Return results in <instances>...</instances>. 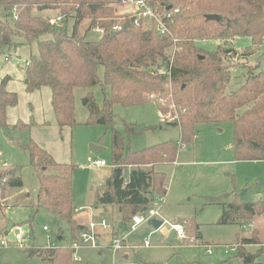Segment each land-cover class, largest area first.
<instances>
[{
	"label": "trees",
	"instance_id": "obj_1",
	"mask_svg": "<svg viewBox=\"0 0 264 264\" xmlns=\"http://www.w3.org/2000/svg\"><path fill=\"white\" fill-rule=\"evenodd\" d=\"M150 6L158 13L168 8L182 11L172 27L177 39L173 54L169 49L171 38L163 40L151 25L135 26L124 14H117L121 0H0V51L35 47L36 55L30 57L25 72L26 91L49 88L60 132L75 125L76 89L99 85L108 93L100 106L90 93L82 98V104L89 114L87 124L110 130L111 172L93 196L95 209H116L119 216L116 236L129 227L135 215L147 212L165 197L166 176L156 167L173 164L179 150L190 147L197 139L199 125L231 123L234 160L264 162V53L255 68L246 70L244 84L235 91L228 86L231 80L239 78L233 77V67L224 63L226 58L237 55L234 47L227 48L236 39L247 38L252 45L238 55L259 52L264 43V0H151ZM43 11L55 16H36V12ZM206 15H216L219 20L206 21ZM57 17L62 18V27L49 23ZM115 25L121 30L111 36ZM93 29H101L103 34L90 40L87 36ZM200 41H216L219 45L214 52L207 53L198 47ZM5 83L6 79L0 84L2 130L7 128L6 109L17 104V96L6 92ZM150 95L166 102L164 105L154 102L161 117L169 112L170 106L175 108L177 118L165 124L179 129V141L131 151L124 136L113 128L112 109L116 105L131 108L150 103ZM240 110L243 112L238 115ZM123 127L127 138L137 135L134 125L124 122ZM13 128L25 130L21 123ZM16 144L26 153L28 161L22 167L0 170V197L4 198L6 191H21L24 187L21 173L24 168L31 169L37 180V208L56 215L57 223L66 228L70 243L76 241L86 229L74 219L72 174L76 168L56 163L32 141ZM126 167L131 168L127 179L123 175ZM226 197L229 195L206 201L223 206L218 225L251 224L264 217V202L243 203L234 198L226 203L223 202ZM22 199L17 195L16 203ZM184 228L194 239V245H199L198 226L194 225L192 232L188 226ZM62 234L58 229L56 244L64 239ZM236 241V256L241 264H260L256 258L261 251L250 254L246 250L247 246L260 245L257 231H252L249 238L237 237ZM26 250L29 255L38 256L40 264H80L74 261L73 251L68 248Z\"/></svg>",
	"mask_w": 264,
	"mask_h": 264
},
{
	"label": "rangeland",
	"instance_id": "obj_2",
	"mask_svg": "<svg viewBox=\"0 0 264 264\" xmlns=\"http://www.w3.org/2000/svg\"><path fill=\"white\" fill-rule=\"evenodd\" d=\"M116 10L117 14H122L126 10L131 11V8L119 7ZM36 16L51 18L55 16V13L49 11L36 12ZM70 27L71 22L68 30ZM97 37L99 35L94 32L87 36L90 40H95ZM235 41V45L231 43L227 48L232 46L235 50L241 51L236 50L237 55L224 60L226 66L233 67L231 69L232 76L239 78L231 80L228 86V89H234L233 91L244 84L247 77L246 70L255 68L258 65L257 59L264 53L263 43L259 52L242 57L238 54L250 48L252 46L251 41L247 38H240ZM197 45L205 52L211 53L216 50L219 43L200 41ZM169 49L173 52V43ZM32 54L33 56L36 55L35 47L32 49ZM99 73L100 76L101 71ZM88 93L92 95L95 103L99 106L108 97L107 91L106 93L103 92L99 85L74 91L75 125L67 128L66 137L67 161L76 168L72 174V203L76 210H74V219L82 225V223L87 222L98 223L104 218L111 225V234L106 232L101 236L98 244L104 248L80 249L77 252L80 259L79 263L186 264V262H190V264H241L240 259L236 256V251L229 250L233 247L235 250L237 249V237H250L252 228L245 227L243 224L218 225L217 221L223 206L221 204L210 205L206 202L209 198H218L223 194L229 195L223 201L226 203L231 202L234 198L243 203L264 202V162H237L234 160L231 151L233 140L231 123L199 125L196 128L197 139L190 147L182 149L183 153L177 159L181 165L174 167L171 164L156 167L157 171L166 176V198H164V202H158L154 205L155 209H159V216L156 220L163 222L162 227L155 231L146 223L131 233L128 227L124 228V234H127L125 245L129 247V250H121L114 255L111 254L106 246L110 245L108 242L110 236L119 232L117 227L119 216L116 209L109 208L105 212L102 207L95 209L93 196L94 190L104 184L111 172V134L110 130H106L103 126L86 123L89 114L82 104V98ZM150 96H148L150 103L131 108L116 105L112 109L114 115L113 128L124 136L125 143L131 151L147 149L165 142L177 144L179 141V129L165 124L177 118L175 108L170 106L169 112L161 117L154 102H160L162 105L166 102L160 101L157 96ZM242 112L243 110H240L237 114ZM124 122L134 125L137 135L127 138L124 134ZM145 128L155 129L143 131ZM3 131L0 129V133ZM91 145L98 146L103 151L93 154L90 151ZM0 151L2 161L9 166L11 164L14 167H22L27 164L26 153L10 138L0 139ZM96 160H104L107 166L100 169L91 167L90 163ZM129 171L127 167L123 170L125 179L128 178ZM21 175L24 183L23 189L19 192L17 190L6 191L4 198H1L4 201V208H0L3 210L0 213V223L4 226L16 225V227H20L24 234L29 236L27 240L29 248H41L52 244L58 229H60L64 239L59 244L67 247L70 238L66 228L61 223H57L56 215L36 206L37 180L33 171L24 168ZM17 195L23 197L18 203H16ZM255 220L260 245L251 246L246 250L250 254H257L261 251L256 261L264 264V219L258 217ZM253 222L254 220L251 225ZM176 224L182 227L188 226V230L191 232L194 225L198 226L203 243L211 245L209 246L211 254H206L203 247L193 246L194 244L188 241L191 237L187 235L184 227L186 239H179L173 231L170 232L171 235L166 237L164 230H168L171 225ZM44 226L48 228V232L42 230ZM97 230L101 232L100 228ZM48 236L52 239H48ZM145 240L149 244L147 248L142 247ZM99 250L102 251L98 252ZM124 254L128 255L127 260H124ZM0 264H40V259L38 256L29 255L27 250L8 248L0 249Z\"/></svg>",
	"mask_w": 264,
	"mask_h": 264
},
{
	"label": "crops",
	"instance_id": "obj_3",
	"mask_svg": "<svg viewBox=\"0 0 264 264\" xmlns=\"http://www.w3.org/2000/svg\"><path fill=\"white\" fill-rule=\"evenodd\" d=\"M235 42L236 41L233 42L234 45H235ZM32 49H33L32 47L31 48L21 47L15 51H9L6 49L0 51V84L4 79H6V83L4 84V88L6 92L13 93L17 96V104L13 107H8L6 109L7 128L6 130L3 131V133H0V139L5 140L6 138H10L14 141L15 144H16V141H19V143L22 145H25L29 141H32L39 148H41L46 153H48L49 156L52 157V159L56 163L61 164V165H70L71 162L67 161V138H66L67 128L62 129V131L60 132L57 127L55 116H54L53 109L51 106V91L47 87H41L32 92L26 91L24 79H25V72H26L27 64L30 60V57L33 56ZM238 51H241V50H238ZM6 57H9L8 61L4 60ZM18 123H21L25 126L24 131L16 130L13 128ZM181 153H183L182 149L179 150L176 160L172 164V166L177 167L178 165H181L179 161L177 160L179 156L181 155ZM96 161H99V160H96ZM1 162L3 161H2V154L0 151V163ZM106 166H107V163H106ZM106 166H103V167H106ZM10 167H14V166L10 164ZM103 167H93V168L100 169ZM129 170H131V168H129ZM101 220H105V219L102 218ZM106 222L107 224L110 225L108 221ZM87 223L85 224L82 223V225L87 226L89 224ZM256 224L257 222L256 220H254L252 225L243 224V226L251 227L253 231L254 230L257 231L258 239L260 241L259 232L255 228ZM0 226L5 227L2 224H0ZM100 230L102 233L98 232L97 230V233H98L97 243L100 242L101 236L104 233L109 232L111 234V225H110L109 230H102L101 228ZM170 232H172V230L165 229L164 235L167 237L168 235L172 234ZM122 233L124 234L125 231H123ZM126 237H127V234L125 235V239L123 242L124 245L126 242ZM114 238H116V234L115 236L114 235L110 236V239L108 241L109 244H111ZM109 246L110 245L106 246V248L109 249ZM193 246L203 247L207 254V247L211 245L203 243V239L201 237L200 244L199 245L196 244ZM142 247H144L143 243H142ZM249 247L251 246H247L246 249H248ZM101 248H104V247H100L98 249H101ZM102 250H99L98 252H101ZM128 250H129V247H127L126 249H123V251H128ZM123 258L124 260H127L128 255L124 254ZM186 264H190V262H186Z\"/></svg>",
	"mask_w": 264,
	"mask_h": 264
},
{
	"label": "built area",
	"instance_id": "obj_4",
	"mask_svg": "<svg viewBox=\"0 0 264 264\" xmlns=\"http://www.w3.org/2000/svg\"><path fill=\"white\" fill-rule=\"evenodd\" d=\"M151 0H121L122 7H130L131 11L123 12L126 17L131 19V22L135 26L141 25L142 23H146L152 26V29L156 34H158L161 38L169 37L173 43V52L176 51V39L173 36L172 27L174 24V20L177 16L181 14L180 8L169 9L164 12L158 13L152 9L150 6ZM122 13V14H123ZM49 23L51 25H56L58 27H62V18H52ZM121 27L115 25L111 28L110 32H119ZM93 32L101 36L103 34V30L101 29H93ZM9 57H6L4 60L8 61ZM28 65V64H27ZM153 98V96H150ZM91 167H103L106 166V162L103 160L92 161ZM10 166L4 162L0 163V170H7ZM5 180H2V183ZM165 197L159 199V203L164 202ZM4 201L0 197V208H4ZM159 216V209H155L154 207L149 209L147 212L143 214L135 215L129 225V232H135L141 225L148 223L152 219H156ZM97 228H101L102 230H109L110 226L107 224L105 220H101L98 223L90 222L84 231H81L78 234V238L76 241L71 242L67 247L61 246L60 244H56L54 241L50 245H45L41 247V249H49V248H57L64 247L73 251V259L74 261L79 262L80 259L77 256V252L80 249L89 248V249H98L100 248L97 243ZM42 230L44 232H48L47 227H43ZM170 230H172L176 236L183 240L186 239L185 231L183 227L179 224L171 225ZM126 234H122L121 236L114 238L109 246L112 254H116L118 251L126 249L127 246L124 245V239ZM29 236H26L20 227H16V225L11 226L7 225L5 227H0V249H8L13 248L17 250H26L29 248L27 245V240ZM52 239V237L48 236V239ZM188 241L191 244H195L194 239L190 238ZM143 246L147 248L149 246L148 241L145 240L143 242ZM229 251H235V248H230ZM227 253V252H225ZM207 254H211V250L207 247Z\"/></svg>",
	"mask_w": 264,
	"mask_h": 264
},
{
	"label": "water",
	"instance_id": "obj_5",
	"mask_svg": "<svg viewBox=\"0 0 264 264\" xmlns=\"http://www.w3.org/2000/svg\"><path fill=\"white\" fill-rule=\"evenodd\" d=\"M170 8H168L167 10H169ZM205 20L206 21H218L219 20V17L218 16H216V15H206L205 16ZM116 33H112L111 34V36H114ZM163 40H165L164 38H163ZM90 151H91V153H93V154H97V153H99V152H101V151H103V149L102 148H100V147H98V146H90ZM148 224L152 227V228H154L155 230H159L161 227H162V225H163V222H161V221H158V220H156V219H152V220H150L149 222H148Z\"/></svg>",
	"mask_w": 264,
	"mask_h": 264
}]
</instances>
